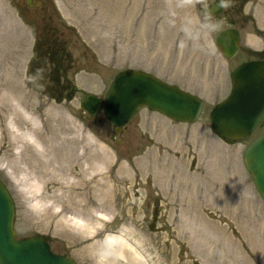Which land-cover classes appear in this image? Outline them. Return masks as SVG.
<instances>
[{"label": "rangeland", "instance_id": "374dc122", "mask_svg": "<svg viewBox=\"0 0 264 264\" xmlns=\"http://www.w3.org/2000/svg\"><path fill=\"white\" fill-rule=\"evenodd\" d=\"M213 1L42 0L41 10H30L19 0H0V65L12 53L28 106L49 113L53 128L60 117L59 161L73 148L79 155L67 170L45 177L49 185L42 190L34 174L23 178V164L0 159L17 238L40 236L76 264H264V201L242 158L264 133V120L244 141L223 140L209 122L211 109L230 92V73L253 59L248 49L262 46L251 14L258 16L264 5L250 0L239 18L233 7L211 17ZM228 28L241 34L242 49L232 59L214 44ZM126 69L200 97L198 120L176 124L143 109L117 133L101 114L88 118L83 95L102 97ZM91 177L94 231L81 237L71 225L83 217L78 210L90 196ZM35 181L39 190L33 192ZM106 181L111 190L99 187ZM44 198L56 206L54 213L70 201L64 213L71 225L47 228L43 211L29 207Z\"/></svg>", "mask_w": 264, "mask_h": 264}, {"label": "water", "instance_id": "95a60500", "mask_svg": "<svg viewBox=\"0 0 264 264\" xmlns=\"http://www.w3.org/2000/svg\"><path fill=\"white\" fill-rule=\"evenodd\" d=\"M226 0L207 7L210 16L223 13ZM239 34L234 28L219 32L214 44L226 59L239 51ZM229 95L209 113L212 130L223 140L243 141L264 120V61H248L230 73ZM88 118L101 114L117 133L141 109L158 113L182 124H193L203 109V100L176 85L168 84L142 70L126 69L115 75L102 97L86 93L80 100ZM243 164L259 197L264 201V133L243 151ZM14 204L0 181V264H76L55 254L40 236L17 238L13 229Z\"/></svg>", "mask_w": 264, "mask_h": 264}, {"label": "bare ground", "instance_id": "6f19581e", "mask_svg": "<svg viewBox=\"0 0 264 264\" xmlns=\"http://www.w3.org/2000/svg\"><path fill=\"white\" fill-rule=\"evenodd\" d=\"M4 51L0 50V58L3 57ZM9 55V54H8ZM12 62L8 63L7 61ZM12 53L8 56V60H3L0 65V126L4 136L0 139L1 146V158L2 160L10 159L15 165L21 163L26 169H22L24 172L23 178L29 181L31 174L35 175V179L42 183V189L49 185V181L45 180V177L51 174H55L57 171L67 170L70 167V163L73 159H76L79 155L75 148L71 149L67 153L61 163L56 151V141L60 139L58 136L62 122L57 115L55 118L57 128H53L50 125L51 116L46 111H38L37 108H30L27 100L30 99V94L21 85L19 81V71L17 61H13ZM4 62H6L4 64ZM20 65V64H19ZM92 147V146H91ZM93 153L88 152V165L91 172H93ZM92 177L89 180V197L84 205H80L82 209L78 210V213L83 217L78 222L69 223L70 221L66 217V210H71L73 204L69 202H63L59 209L54 213L52 210L56 208L55 205L49 203L44 198L35 199L30 204V209L41 210L44 214V224L47 228H63L71 225L77 230L81 237L84 235L90 236L94 231V226L91 223V218L95 212V197L92 194L94 189ZM32 183V182H30ZM36 184V185H33ZM30 185L33 192L39 190L37 182ZM101 189L107 188L111 190V185L108 181L99 184ZM62 188H58L55 192L62 194ZM32 191V190H31ZM85 206V210L84 207ZM86 217V219H83ZM80 240L75 238L73 243H78ZM126 245L119 244V251H124ZM93 245H91V248ZM118 252V251H117ZM117 254V253H116Z\"/></svg>", "mask_w": 264, "mask_h": 264}, {"label": "flooded vegetation", "instance_id": "af4514ba", "mask_svg": "<svg viewBox=\"0 0 264 264\" xmlns=\"http://www.w3.org/2000/svg\"><path fill=\"white\" fill-rule=\"evenodd\" d=\"M256 1L259 2V3H263V5H264V0H256ZM249 2H250V0H226V6H225V9H224L223 13L226 11V9H228L230 7H233L234 16H236V18H239V16H241L243 14L242 12H243L244 7ZM253 3H255V2L253 1ZM19 4H21V5L24 4L30 10H32V9L41 10V8L43 6L42 0H19ZM263 8L260 11L258 9V12H259L258 16L255 15V13L251 14L252 20L254 21V24H256V26L258 28V31H256V32L260 36L259 38L263 39L262 40L263 41L262 42V46H260V48L255 49V50L248 49L247 52H251L254 57H253V59L246 60V62H248V61H264V25H263L264 24V20H260V22H262V21L263 22L259 23V19H258L259 16H261V17L264 16V9ZM30 20H32V19H30ZM259 24L261 25L260 28L258 27ZM236 30L238 31L239 38H240L239 51H238V53H239L240 50L242 49V46H241V34H240V31L238 29H236Z\"/></svg>", "mask_w": 264, "mask_h": 264}, {"label": "trees", "instance_id": "16d2710c", "mask_svg": "<svg viewBox=\"0 0 264 264\" xmlns=\"http://www.w3.org/2000/svg\"><path fill=\"white\" fill-rule=\"evenodd\" d=\"M33 63V62H32ZM55 64H57L58 66H59V64H58V62L56 63V62H54ZM64 87V86H63ZM72 87V86H71ZM65 88V87H64ZM72 91H74V89H72ZM67 95V94H66ZM61 96V95H60ZM69 96L67 95V96H65V97H63V98H68ZM61 98H62V96H61Z\"/></svg>", "mask_w": 264, "mask_h": 264}]
</instances>
